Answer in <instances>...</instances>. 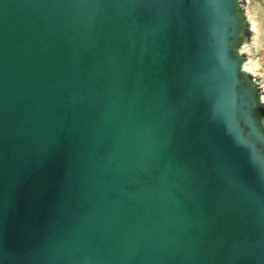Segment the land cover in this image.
Listing matches in <instances>:
<instances>
[{"label": "water", "instance_id": "1", "mask_svg": "<svg viewBox=\"0 0 264 264\" xmlns=\"http://www.w3.org/2000/svg\"><path fill=\"white\" fill-rule=\"evenodd\" d=\"M241 0H0V264H264V101Z\"/></svg>", "mask_w": 264, "mask_h": 264}, {"label": "rangeland", "instance_id": "2", "mask_svg": "<svg viewBox=\"0 0 264 264\" xmlns=\"http://www.w3.org/2000/svg\"><path fill=\"white\" fill-rule=\"evenodd\" d=\"M250 34L239 46L243 69L256 81L264 101V0H241Z\"/></svg>", "mask_w": 264, "mask_h": 264}, {"label": "bare ground", "instance_id": "3", "mask_svg": "<svg viewBox=\"0 0 264 264\" xmlns=\"http://www.w3.org/2000/svg\"><path fill=\"white\" fill-rule=\"evenodd\" d=\"M250 34V33H249ZM249 34L243 33L242 34V40L244 41L245 39L248 38Z\"/></svg>", "mask_w": 264, "mask_h": 264}]
</instances>
